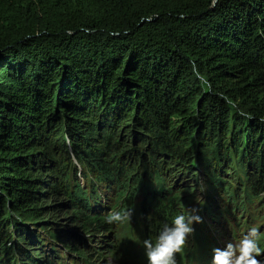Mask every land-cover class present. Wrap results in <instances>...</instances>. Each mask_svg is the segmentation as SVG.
<instances>
[{"label": "trees", "instance_id": "16d2710c", "mask_svg": "<svg viewBox=\"0 0 264 264\" xmlns=\"http://www.w3.org/2000/svg\"><path fill=\"white\" fill-rule=\"evenodd\" d=\"M186 208L200 255L264 216V0H0V264H144Z\"/></svg>", "mask_w": 264, "mask_h": 264}, {"label": "clouds", "instance_id": "9594fccd", "mask_svg": "<svg viewBox=\"0 0 264 264\" xmlns=\"http://www.w3.org/2000/svg\"><path fill=\"white\" fill-rule=\"evenodd\" d=\"M204 191L205 185L202 184L200 193ZM198 212L197 208H186L181 214L175 215L170 223H165L154 240L135 239L144 248L147 264H178V255L185 253L189 237L195 232L194 224L202 223ZM132 214L131 207L117 210L106 216L105 222L128 224ZM260 238L256 227L249 228L238 242H227L222 248H214L211 264H264V261L258 259L264 255V248L259 243Z\"/></svg>", "mask_w": 264, "mask_h": 264}, {"label": "rangeland", "instance_id": "374dc122", "mask_svg": "<svg viewBox=\"0 0 264 264\" xmlns=\"http://www.w3.org/2000/svg\"><path fill=\"white\" fill-rule=\"evenodd\" d=\"M254 224H255L254 227H256L257 229H258V228H262V232H264V216H260L259 220H257ZM127 231H128V232L137 233V232H134V229H133V228L128 229ZM111 257H112V255H111ZM63 258L66 259L65 255L63 256ZM105 259H106V261H107V264H109L110 260H108V257H106ZM66 260H67V259H66ZM94 260H97V259H94Z\"/></svg>", "mask_w": 264, "mask_h": 264}]
</instances>
